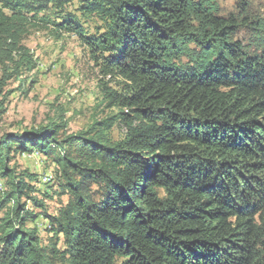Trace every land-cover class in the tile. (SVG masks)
<instances>
[{
    "label": "trees",
    "instance_id": "1",
    "mask_svg": "<svg viewBox=\"0 0 264 264\" xmlns=\"http://www.w3.org/2000/svg\"><path fill=\"white\" fill-rule=\"evenodd\" d=\"M73 1L0 0V65L33 68L21 44L33 29L74 34L100 75L121 79L102 88L117 111L62 140L54 123L0 137L1 203L14 204L0 264H264V15L223 16L217 0ZM35 151L68 196L55 215L32 195L37 174L9 165ZM22 197L49 243L25 225Z\"/></svg>",
    "mask_w": 264,
    "mask_h": 264
},
{
    "label": "rangeland",
    "instance_id": "2",
    "mask_svg": "<svg viewBox=\"0 0 264 264\" xmlns=\"http://www.w3.org/2000/svg\"><path fill=\"white\" fill-rule=\"evenodd\" d=\"M217 1L219 13L223 16L238 15L242 11L264 15V0ZM77 6L78 1L74 0L70 8ZM100 23L95 16L83 21L88 33L99 31ZM236 37L247 40L249 32L243 27ZM21 44L29 50L33 68H16L12 63L0 65V79H5L0 92V137L5 133L28 131L54 123L59 127L58 139L62 140L117 111L116 107L108 106L103 100L102 88L105 82L111 89L119 90L121 79L100 75L86 46L76 35L63 32L59 38H55L48 30L33 29L24 36ZM123 132L121 125H115L111 129V136L117 139ZM9 165H14L16 171L27 170L37 174L35 186L38 192L32 195L39 199L43 198V193L48 196L43 198L46 214L55 215L59 207L67 202L66 194L53 193L55 186L51 185L54 182L47 185L56 165L37 151L32 154L14 153ZM6 189L5 179L0 175V223L14 207L11 201L1 203ZM20 203L29 213H34V217L28 218L25 225L36 227L41 243H49L52 232L42 209L35 207L26 197H22ZM58 244L60 246L61 241Z\"/></svg>",
    "mask_w": 264,
    "mask_h": 264
}]
</instances>
